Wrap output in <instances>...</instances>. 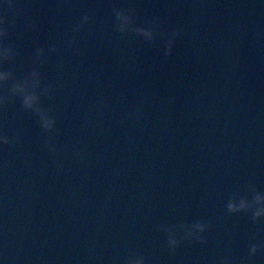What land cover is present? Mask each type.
Segmentation results:
<instances>
[{
    "label": "water",
    "instance_id": "95a60500",
    "mask_svg": "<svg viewBox=\"0 0 264 264\" xmlns=\"http://www.w3.org/2000/svg\"><path fill=\"white\" fill-rule=\"evenodd\" d=\"M22 3L38 28L11 34L20 48L16 74L28 69L37 43L60 46L44 75L65 81L46 102L57 117L63 169L19 101L0 110V132L21 136L0 146V264H116L129 248L149 264H213L226 254L249 264L264 218L254 225L245 214L227 215L225 203L248 183L264 191V0ZM127 6L138 10V23L159 16L163 32L184 28L172 56L162 57L159 38L149 46L113 31L112 9ZM84 12L92 20L78 34L77 55L62 42ZM102 96L109 107L100 118L89 109ZM133 103L144 119L121 126ZM198 219L212 221L207 244L169 252L157 226Z\"/></svg>",
    "mask_w": 264,
    "mask_h": 264
},
{
    "label": "clouds",
    "instance_id": "9594fccd",
    "mask_svg": "<svg viewBox=\"0 0 264 264\" xmlns=\"http://www.w3.org/2000/svg\"><path fill=\"white\" fill-rule=\"evenodd\" d=\"M138 10L135 7H114L112 16L114 19L113 31L122 37H132L142 40L149 46L156 45L157 39L162 41V57L167 59L173 55V49L184 35V28L176 27L168 32L161 31V18L152 16L138 23ZM92 17L84 12L65 33V40L74 53L80 55L78 34L91 22ZM37 24L29 14V9L24 6L22 0H2L0 3V110L19 101V111L30 114L35 118L40 129V141L42 147L53 158V164L57 172L62 171V152L58 148L57 117L54 108L47 101L63 91L65 81L63 77L56 80H48L44 75V68L49 56L60 51L59 45L41 46L37 43L30 55V65L22 74L17 75L14 65L20 56V48L10 39L13 31L34 33ZM63 69V62L57 66ZM98 78V77H97ZM109 107V97L97 98L90 105L89 112L102 118ZM144 119L143 107L133 103L123 113L118 123L124 126L128 123L138 124ZM92 123L91 116H86L84 128ZM102 119L97 120L101 124ZM19 134L8 135L0 132V146H14L20 143ZM73 158L77 161L86 159L84 151H74ZM227 215L245 214L252 224H258L264 218V191H261L254 183H248L244 191L233 190L225 203ZM166 239L169 252L175 253L178 248L188 243L207 244L205 234L211 229V220H194L192 222L177 221L175 223L160 224L157 226ZM259 231V230H258ZM258 254H264V240L252 237L247 252L249 264H255ZM116 264H149L148 257L140 254L133 248L128 249L126 256L118 258ZM213 264H238L236 257L226 254L213 261Z\"/></svg>",
    "mask_w": 264,
    "mask_h": 264
}]
</instances>
